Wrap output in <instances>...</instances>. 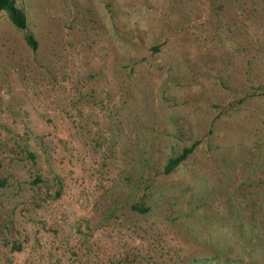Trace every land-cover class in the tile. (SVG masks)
Listing matches in <instances>:
<instances>
[{
  "label": "rangeland",
  "instance_id": "obj_1",
  "mask_svg": "<svg viewBox=\"0 0 264 264\" xmlns=\"http://www.w3.org/2000/svg\"><path fill=\"white\" fill-rule=\"evenodd\" d=\"M15 1L0 264H264V0Z\"/></svg>",
  "mask_w": 264,
  "mask_h": 264
},
{
  "label": "trees",
  "instance_id": "obj_2",
  "mask_svg": "<svg viewBox=\"0 0 264 264\" xmlns=\"http://www.w3.org/2000/svg\"><path fill=\"white\" fill-rule=\"evenodd\" d=\"M0 11H4L7 14L17 29L23 30V35L26 42L33 49H36L38 47V40L36 39L35 35L27 28V16L24 9L20 7L15 0H0ZM198 143L199 140L194 139L189 144L184 145L177 154L170 156L164 164V171L170 172L175 169L184 159L188 157V155L195 149Z\"/></svg>",
  "mask_w": 264,
  "mask_h": 264
}]
</instances>
